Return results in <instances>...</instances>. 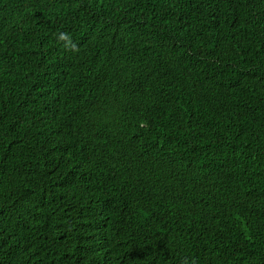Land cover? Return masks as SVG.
<instances>
[{"label": "trees", "instance_id": "obj_1", "mask_svg": "<svg viewBox=\"0 0 264 264\" xmlns=\"http://www.w3.org/2000/svg\"><path fill=\"white\" fill-rule=\"evenodd\" d=\"M185 259L264 264V0H0V264Z\"/></svg>", "mask_w": 264, "mask_h": 264}, {"label": "clouds", "instance_id": "obj_2", "mask_svg": "<svg viewBox=\"0 0 264 264\" xmlns=\"http://www.w3.org/2000/svg\"><path fill=\"white\" fill-rule=\"evenodd\" d=\"M58 42H63V48L66 51H72L76 46L73 44L70 35L67 32H60L57 35ZM183 264H189V261L185 259Z\"/></svg>", "mask_w": 264, "mask_h": 264}]
</instances>
